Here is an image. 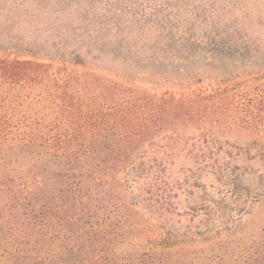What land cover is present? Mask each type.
<instances>
[{
  "label": "rangeland",
  "instance_id": "rangeland-1",
  "mask_svg": "<svg viewBox=\"0 0 264 264\" xmlns=\"http://www.w3.org/2000/svg\"><path fill=\"white\" fill-rule=\"evenodd\" d=\"M213 29L256 47L239 57L200 39ZM0 56L185 102L264 76V0H0ZM26 109L58 112L46 102ZM153 130L107 181V206L66 181L99 164L110 141L90 135L86 156L70 161L48 146H1L0 178L33 179L35 165L41 187L37 235L23 210L0 211V264H264V133L184 116Z\"/></svg>",
  "mask_w": 264,
  "mask_h": 264
},
{
  "label": "trees",
  "instance_id": "trees-1",
  "mask_svg": "<svg viewBox=\"0 0 264 264\" xmlns=\"http://www.w3.org/2000/svg\"><path fill=\"white\" fill-rule=\"evenodd\" d=\"M218 31L213 29L200 39L227 45L239 57L256 47L250 37ZM70 62L76 65L73 60ZM239 86L223 88L213 95L190 93L185 102L171 103L121 92L114 84L106 86L100 77L75 68L50 71L31 62L0 56V147L48 146L51 156L70 161L86 156V144L93 138L90 135L110 141L109 148L100 147L96 151L99 164L78 166V172L66 181L76 192L83 188L85 195L94 189L91 198L107 206L110 199L103 194L107 181L115 179L128 166L141 142L155 133L156 126L165 125L168 120L184 116L212 129L239 119L246 127L264 133V76ZM101 89L107 92L101 93ZM45 102L53 104L58 112L47 117L26 109ZM110 128L112 131H107ZM31 170L33 179L40 176L35 165ZM33 179L29 180L27 175L25 179L0 178V211L10 214L23 210L28 216L29 235L40 232L37 211L32 208L36 206L41 182Z\"/></svg>",
  "mask_w": 264,
  "mask_h": 264
}]
</instances>
